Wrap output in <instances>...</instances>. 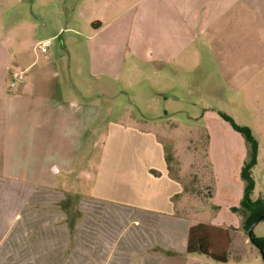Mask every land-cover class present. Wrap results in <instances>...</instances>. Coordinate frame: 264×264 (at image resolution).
Instances as JSON below:
<instances>
[{
  "label": "crops",
  "instance_id": "1",
  "mask_svg": "<svg viewBox=\"0 0 264 264\" xmlns=\"http://www.w3.org/2000/svg\"><path fill=\"white\" fill-rule=\"evenodd\" d=\"M23 2L0 0V264H196L190 259L197 254L187 251L189 230L198 224L236 230L231 208L239 205L236 194L241 200L244 191V163L236 170V151L228 149L227 156L225 146L215 145L212 125L207 157L214 187L205 203L201 197L193 200L182 178L172 175L158 132L137 125H109L101 162L88 177L92 185L85 193L18 185L34 180L15 178L7 170L12 114L36 103L43 125L52 115L65 118L66 108L74 117L76 105L74 97L38 93L48 73L27 51L57 34L47 35L46 20L39 28L34 12L18 17ZM89 22L94 24L89 71L95 81L114 83L125 75L142 78L152 72L166 75L172 86L192 96L213 90L203 75L210 60L217 70L236 65V85H246L255 72L264 71V0H136L123 12L111 6L92 14ZM20 30L24 33L18 35ZM14 63L30 71L25 83L12 90L8 69ZM31 90L37 93L30 95ZM203 117L207 122L215 118L225 134L240 140L219 111L207 109ZM218 154L223 155L220 162ZM191 202L201 211L202 205L214 207L213 220L188 217ZM224 211L227 221L222 220Z\"/></svg>",
  "mask_w": 264,
  "mask_h": 264
},
{
  "label": "rangeland",
  "instance_id": "2",
  "mask_svg": "<svg viewBox=\"0 0 264 264\" xmlns=\"http://www.w3.org/2000/svg\"><path fill=\"white\" fill-rule=\"evenodd\" d=\"M135 1L24 0L18 7V17H27L34 12L40 17L37 20L39 28L46 20L47 35L57 34L46 44L45 52L41 46L36 47V51H27L31 53L30 58L44 65L48 73L46 83L38 87V93L50 98L74 97L76 105L74 117L66 108L65 118L52 115L48 117V124L43 122V125L40 106L36 103L29 109L26 104L24 110L12 114L9 120L12 147L6 153L7 170L15 178L34 180L32 184L18 185L58 187L85 193L92 185L88 177L95 174L101 162L109 137V125H137L158 132L166 144L172 175L182 178L185 190L193 200L201 197L205 203L213 193L212 178L208 175L209 170H205L209 165L207 153L211 143L208 125L213 126L215 145L225 146L227 156L232 152L228 149L236 151V170L247 158L246 144L239 135L236 137L240 140L235 141L228 125L229 135L221 130V124L215 118L207 122L203 117L207 109H212L215 113L228 114L239 125L249 127L258 139L252 198L264 200V71L255 72L254 78L246 85H236V65L232 70H217L215 62L210 60V68L203 75L213 90L198 91L196 94L202 95L192 96L187 95L185 88L172 86L166 75L162 78L152 72H146L142 78L125 75L114 83L90 78L88 46L94 24L89 19L92 14H101L111 6L123 12ZM22 30L18 35L24 33ZM36 32L32 34L34 39ZM38 34H41L40 30ZM45 56L50 57L51 62L46 61ZM9 68L24 69L16 63ZM175 90L178 92L177 100ZM35 91L31 90L29 94L35 95ZM161 94L171 96L165 98ZM51 105H56V102ZM218 155L220 162L223 155ZM180 164L183 173L180 172ZM238 194L236 205L241 202ZM191 207L188 217L194 221L209 223L213 220L214 207L202 205L201 211L193 202ZM227 217L224 211L222 220L227 221ZM237 219L238 214V228H230L232 244L228 262L218 263L200 254L190 261L196 264H264L260 250L249 240ZM253 234L264 237V221L258 223Z\"/></svg>",
  "mask_w": 264,
  "mask_h": 264
},
{
  "label": "trees",
  "instance_id": "3",
  "mask_svg": "<svg viewBox=\"0 0 264 264\" xmlns=\"http://www.w3.org/2000/svg\"><path fill=\"white\" fill-rule=\"evenodd\" d=\"M219 115L242 137L247 147V158L240 172L244 185L243 197L239 206L231 208L232 212L238 214L242 228L247 233L253 223L264 221V200H253L252 198L255 189L253 170L257 164L259 142L249 127L237 124L231 116L224 112H219ZM169 162L170 158L168 157ZM205 170H209L208 175L211 176L213 185L214 179L210 163L205 166ZM252 243L262 247L264 250V237H256L253 234ZM231 244L232 235L230 229L210 224H198L189 230L187 251L189 254L207 256L218 263H226L228 262V252Z\"/></svg>",
  "mask_w": 264,
  "mask_h": 264
},
{
  "label": "built area",
  "instance_id": "4",
  "mask_svg": "<svg viewBox=\"0 0 264 264\" xmlns=\"http://www.w3.org/2000/svg\"><path fill=\"white\" fill-rule=\"evenodd\" d=\"M47 43H42L39 46L43 47L42 51L45 52V46ZM38 46V47H39ZM28 69H23V70H14L12 68L8 69V73L11 77L10 83H9V88L11 89H18L21 85H23L28 77Z\"/></svg>",
  "mask_w": 264,
  "mask_h": 264
},
{
  "label": "water",
  "instance_id": "5",
  "mask_svg": "<svg viewBox=\"0 0 264 264\" xmlns=\"http://www.w3.org/2000/svg\"><path fill=\"white\" fill-rule=\"evenodd\" d=\"M260 221H257L255 223H253L249 229H248V232H247V235H248V238L251 242H253V233H254V229L255 227L258 225ZM256 247H258V249L260 250V253L262 255V258H263V262H264V250L262 247L258 246V245H255Z\"/></svg>",
  "mask_w": 264,
  "mask_h": 264
}]
</instances>
